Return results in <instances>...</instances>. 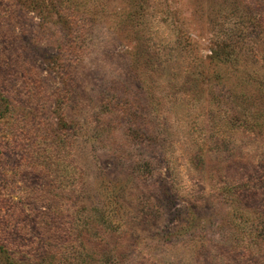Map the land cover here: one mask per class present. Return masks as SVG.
<instances>
[{
    "label": "rangeland",
    "instance_id": "374dc122",
    "mask_svg": "<svg viewBox=\"0 0 264 264\" xmlns=\"http://www.w3.org/2000/svg\"><path fill=\"white\" fill-rule=\"evenodd\" d=\"M257 80L264 0H0V264H264Z\"/></svg>",
    "mask_w": 264,
    "mask_h": 264
},
{
    "label": "trees",
    "instance_id": "16d2710c",
    "mask_svg": "<svg viewBox=\"0 0 264 264\" xmlns=\"http://www.w3.org/2000/svg\"><path fill=\"white\" fill-rule=\"evenodd\" d=\"M243 36L244 35H241V37ZM257 82V92H260V90L263 92L264 87L261 86L262 82H260L259 80H257ZM241 114L242 116L239 121L241 122L242 126H244V128H246L251 133L260 135L263 131L260 121L255 116H246L244 112ZM260 172H264V162H262V165L258 167L257 171L253 173V175L248 180L242 182H235L233 183V185L230 186L231 188L229 189L231 192L240 195V197L242 198L254 196L257 200H259V204L262 203L260 204L262 205V208H247L250 210H256V212L259 213L264 219V173L262 176Z\"/></svg>",
    "mask_w": 264,
    "mask_h": 264
}]
</instances>
